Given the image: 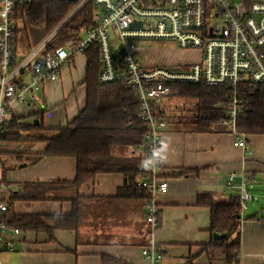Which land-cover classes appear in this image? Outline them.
I'll return each mask as SVG.
<instances>
[{
  "label": "crops",
  "instance_id": "0c3cea01",
  "mask_svg": "<svg viewBox=\"0 0 264 264\" xmlns=\"http://www.w3.org/2000/svg\"><path fill=\"white\" fill-rule=\"evenodd\" d=\"M87 60L85 53L74 54L64 63L61 77L48 83L30 107L13 104L10 116L19 119L22 129L31 131L25 137L55 135L57 128L66 127L86 106ZM37 124L40 127L34 128ZM245 139L247 146L241 147L234 144L229 131L196 132L189 126L168 123L162 140L161 177L169 188L156 196L161 224L154 233L145 219L140 193L119 194L125 185L123 173H100L78 189L58 184L48 199L14 202L12 209L19 214H70L78 198L81 224L78 229L54 230L53 239L46 231L22 229L15 250L3 253V264H152L142 249L153 243L163 255V264H226L216 246L204 248L216 239L210 230L211 210L200 205L198 198L240 199L227 186L233 172L234 183H247L253 197L246 208L239 209L240 264H264V133H247ZM47 144L41 139L2 140V181L23 187L27 183L73 182L77 159L39 157ZM188 170L191 172L178 175Z\"/></svg>",
  "mask_w": 264,
  "mask_h": 264
},
{
  "label": "built area",
  "instance_id": "2783aa9c",
  "mask_svg": "<svg viewBox=\"0 0 264 264\" xmlns=\"http://www.w3.org/2000/svg\"><path fill=\"white\" fill-rule=\"evenodd\" d=\"M32 1L0 0V142L14 103L30 107L48 83L61 77L64 63L74 54L98 50L99 83L123 81L137 97L139 117L147 130L138 147L144 155V174L137 184L147 193L145 219L154 233L161 224L156 196L169 188L161 177L162 140L169 122L157 106L179 94L175 83L226 87L225 117L217 126L233 134L235 145L246 147L239 125L248 115L251 93L264 86V0H78L65 21L88 2L95 6L94 22L82 39L72 47L48 50L61 24L25 48L24 56V46L17 41L15 11ZM139 42H168L181 50H199L201 57L192 63L151 64ZM235 177L234 172L229 175L227 186L230 194L240 196L244 209L253 197L247 183L236 185ZM23 189L19 183H4L0 176V264L3 253L15 250L23 232L5 217L9 195ZM142 254L152 264H163L155 243L143 247ZM234 264H240V254Z\"/></svg>",
  "mask_w": 264,
  "mask_h": 264
},
{
  "label": "trees",
  "instance_id": "16d2710c",
  "mask_svg": "<svg viewBox=\"0 0 264 264\" xmlns=\"http://www.w3.org/2000/svg\"><path fill=\"white\" fill-rule=\"evenodd\" d=\"M75 5L76 2L67 0H33L19 5L15 11L19 22L16 27L17 41L30 48L32 40L29 28L41 29L44 34H48L62 24L47 49L76 45L82 39L84 30L94 22L95 6L88 2L65 21ZM84 53L88 59L85 77L87 102L77 116L66 127L57 128L55 135L39 138L25 137L20 131L22 125L19 119L11 117L1 137L3 141L45 140L48 142L47 147L39 157L69 156L77 159V173L73 182L27 183L22 192L9 197L6 220L25 231H46L51 239L56 229L79 228L80 199H74L70 214H19L12 209L14 202L48 199L50 191L57 188L58 184L78 189L100 173L125 174V185L119 194L138 192L144 202L147 197L146 191L137 184L138 178L144 174L141 166L144 155L138 147L143 143L147 130L139 117L135 91L123 81L100 84L98 50L89 48ZM175 86L180 90L175 96L195 100L191 108L194 114L188 122L190 129L196 132L226 131L217 126L225 117L224 106L229 98L226 87L190 83H175ZM157 112L167 116L166 108L161 105L157 106ZM33 127L38 128L40 125ZM239 129L245 134L264 133V86L251 93L248 115L242 120ZM188 172L191 171H180L178 175ZM198 203L211 210L210 230L226 234L221 240L213 239L204 248L216 246L225 262L234 264L240 254L241 244L239 197L230 196L225 201H216L210 196H199Z\"/></svg>",
  "mask_w": 264,
  "mask_h": 264
},
{
  "label": "rangeland",
  "instance_id": "374dc122",
  "mask_svg": "<svg viewBox=\"0 0 264 264\" xmlns=\"http://www.w3.org/2000/svg\"><path fill=\"white\" fill-rule=\"evenodd\" d=\"M233 1L241 2L242 0ZM29 34L32 43H36L46 35L44 34L43 30L34 28H29ZM22 45L24 46L22 47V53L25 56L28 53V50L25 49L27 46H25V44ZM138 46L145 55V61L151 64L167 66L175 63H192L198 61L201 57L199 50H181L174 44L168 42H139ZM194 102L195 100L172 96L169 98H164L161 106L166 108V118L170 124L175 123L184 127L189 126L188 122L190 121V117L194 114L193 109H191L194 105ZM174 109L177 110L175 111ZM174 112L176 113L174 114L175 116H173ZM32 119L33 117L29 121H33ZM23 120L22 123L25 124V120ZM20 131L22 134H29V132H31L25 128L21 129Z\"/></svg>",
  "mask_w": 264,
  "mask_h": 264
},
{
  "label": "water",
  "instance_id": "95a60500",
  "mask_svg": "<svg viewBox=\"0 0 264 264\" xmlns=\"http://www.w3.org/2000/svg\"><path fill=\"white\" fill-rule=\"evenodd\" d=\"M67 1L76 2V1H78V0H67ZM131 25H132V26H133V25H136V23L134 22V23H132ZM225 236H226L225 233H217V232L214 233V238H215L216 240H221V239H223Z\"/></svg>",
  "mask_w": 264,
  "mask_h": 264
}]
</instances>
